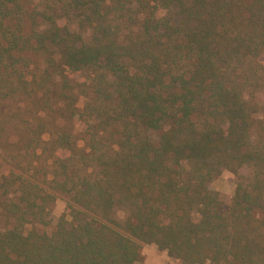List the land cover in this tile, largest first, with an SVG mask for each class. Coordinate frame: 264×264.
<instances>
[{"label":"trees","instance_id":"1","mask_svg":"<svg viewBox=\"0 0 264 264\" xmlns=\"http://www.w3.org/2000/svg\"><path fill=\"white\" fill-rule=\"evenodd\" d=\"M1 220L0 264H264V0H0Z\"/></svg>","mask_w":264,"mask_h":264},{"label":"rangeland","instance_id":"2","mask_svg":"<svg viewBox=\"0 0 264 264\" xmlns=\"http://www.w3.org/2000/svg\"><path fill=\"white\" fill-rule=\"evenodd\" d=\"M83 98L79 99L78 107L83 105ZM46 138V137H45ZM242 175V182L246 183L250 178V172L246 167H242L240 170ZM209 189L216 192L223 193L226 197L232 198L235 190V181L231 173L223 171L218 177L214 178L208 185ZM65 198H58L49 207L48 219L52 225H55L63 214H66ZM125 216L123 211H116L115 218L122 220ZM6 222L1 220L0 227L5 226ZM142 261L140 264H180L177 260L169 257L165 251H159L155 245H144L141 250Z\"/></svg>","mask_w":264,"mask_h":264}]
</instances>
